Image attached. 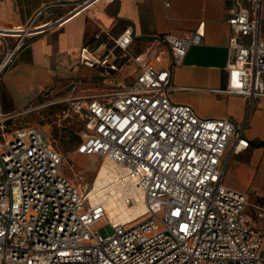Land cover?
I'll use <instances>...</instances> for the list:
<instances>
[{
	"label": "built area",
	"instance_id": "obj_1",
	"mask_svg": "<svg viewBox=\"0 0 264 264\" xmlns=\"http://www.w3.org/2000/svg\"><path fill=\"white\" fill-rule=\"evenodd\" d=\"M101 1L84 0L63 15L56 8L65 4H48L21 25L0 24V80L36 36ZM248 2L229 9L227 91L264 96V0ZM203 36L200 28L188 37L163 36L175 65ZM107 38L114 49L96 55L84 46L81 62L102 68L112 91L70 98L64 111L79 116L88 132L75 152L114 163L147 210L113 220L90 197L94 180L65 175L63 155L43 127H16L0 138V264H264L263 236L247 222L248 195L223 182L228 151L248 148L249 140L229 119L203 118L171 101V71L129 52L132 27ZM116 49L139 67L130 83L109 80L120 71ZM125 202L138 201L128 195ZM101 221L112 232L93 229Z\"/></svg>",
	"mask_w": 264,
	"mask_h": 264
},
{
	"label": "crops",
	"instance_id": "obj_2",
	"mask_svg": "<svg viewBox=\"0 0 264 264\" xmlns=\"http://www.w3.org/2000/svg\"><path fill=\"white\" fill-rule=\"evenodd\" d=\"M83 1L0 0V24L21 25L37 10L54 3L65 4L56 8L57 14L63 15ZM235 1L110 0L36 36L3 75L2 86L15 107L22 109L50 88H68L92 71L97 72L104 83L108 75L102 68L82 64V48L88 46L96 55L103 54L114 49L108 35L117 37L126 27H132L129 52L144 54L149 61L171 71L168 91L171 101L190 105L203 118H227L236 131L249 140L248 148L238 153L228 151L223 182L248 195L247 222L264 239V145H260L264 142V96L249 97L227 91L226 64L232 37L227 19L229 9L236 6ZM240 4L250 7L248 0H240ZM198 28L204 32L202 43L192 45L182 63L175 65L163 36L188 37ZM100 31H103L102 37L96 39ZM261 37H264V2ZM114 54L120 71L112 73L109 80L132 82L139 67L132 58L122 57L119 49ZM158 56H161L160 61L156 60ZM126 63L129 65L125 66ZM63 80L69 81L62 85Z\"/></svg>",
	"mask_w": 264,
	"mask_h": 264
},
{
	"label": "rangeland",
	"instance_id": "obj_3",
	"mask_svg": "<svg viewBox=\"0 0 264 264\" xmlns=\"http://www.w3.org/2000/svg\"><path fill=\"white\" fill-rule=\"evenodd\" d=\"M102 0L98 6L105 4ZM95 8H92L94 10ZM90 9H87V11ZM129 65V63H126ZM69 80H63L62 85ZM112 87L103 83V78L95 71L89 72L68 88L52 87L45 91L29 106L17 109L0 80V138L14 128L28 125H38L46 130L52 144L62 153L65 162V175L70 179L93 181L101 166V158L87 156L75 152L76 143L73 135L81 140L88 134L83 120L74 114H68L67 100L84 98L87 95H109ZM92 183V182H89ZM105 228L112 232L106 221L96 224L93 229Z\"/></svg>",
	"mask_w": 264,
	"mask_h": 264
},
{
	"label": "bare ground",
	"instance_id": "obj_4",
	"mask_svg": "<svg viewBox=\"0 0 264 264\" xmlns=\"http://www.w3.org/2000/svg\"><path fill=\"white\" fill-rule=\"evenodd\" d=\"M128 195L134 196L138 202L132 206L127 205L125 197ZM90 197L94 202H103L108 216L116 221L137 218L147 210L142 195L134 185L121 181L118 168L109 160L102 162L99 167Z\"/></svg>",
	"mask_w": 264,
	"mask_h": 264
},
{
	"label": "trees",
	"instance_id": "obj_5",
	"mask_svg": "<svg viewBox=\"0 0 264 264\" xmlns=\"http://www.w3.org/2000/svg\"><path fill=\"white\" fill-rule=\"evenodd\" d=\"M72 141L73 142H75L76 143V145L81 141V138H80V136H78V135H73V137H72ZM75 145V146H76ZM260 145H264V142H260Z\"/></svg>",
	"mask_w": 264,
	"mask_h": 264
}]
</instances>
